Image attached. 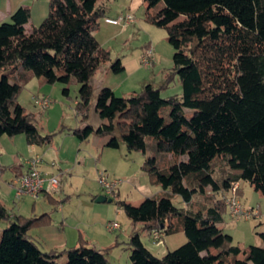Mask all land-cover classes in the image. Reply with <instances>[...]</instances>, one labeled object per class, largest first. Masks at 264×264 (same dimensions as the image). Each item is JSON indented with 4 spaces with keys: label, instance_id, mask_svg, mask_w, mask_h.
I'll return each instance as SVG.
<instances>
[{
    "label": "trees",
    "instance_id": "obj_1",
    "mask_svg": "<svg viewBox=\"0 0 264 264\" xmlns=\"http://www.w3.org/2000/svg\"><path fill=\"white\" fill-rule=\"evenodd\" d=\"M143 1L148 20L166 29L175 49L172 71L161 85L148 83L124 96L101 87L96 111L107 122L73 131L81 141L108 135L104 146L125 144L143 153L153 140L156 152L170 157L168 167H159L157 156L143 166L162 187L158 196L139 205L115 200L119 193L113 197L131 222L132 264H264V244L242 249L219 227L229 213L223 196L234 184L245 181L264 194V0ZM108 11V0H50L48 16L30 30L31 9L24 5L0 23V137L24 134L28 144H51L54 134L43 133L18 101L31 77L50 84L75 80L77 109L87 121L95 74L107 63L114 73L125 70L96 37ZM175 76L181 94L164 97ZM14 168L1 165L0 171ZM47 196L55 207L68 199ZM175 196L187 207H177ZM199 196L203 202L195 201ZM1 222L8 224L0 236V264H111L116 244L98 249L82 235L75 247L41 249L30 231L51 224L49 212L11 216L0 200ZM155 229L183 231L187 241L157 257L142 241ZM259 235L264 243V231Z\"/></svg>",
    "mask_w": 264,
    "mask_h": 264
},
{
    "label": "rangeland",
    "instance_id": "obj_2",
    "mask_svg": "<svg viewBox=\"0 0 264 264\" xmlns=\"http://www.w3.org/2000/svg\"><path fill=\"white\" fill-rule=\"evenodd\" d=\"M33 1H38L37 4L42 6V11L38 14L35 11L31 19L38 26L48 16L50 0ZM33 1L29 3H33ZM26 6L30 7V4ZM108 6L109 11L107 16L101 20V26L99 31L96 32V37L105 48L110 50L113 61L116 58L122 60L125 70L114 73L109 69L110 63H107L103 64L95 74L91 81L95 90L91 98L87 121H82V116L77 109L80 85L75 80H71L68 84H50L38 77H31L24 84L18 96V101L28 112L35 115L36 122L42 128L43 133L54 134L51 142L52 153L55 150H63V152H66L64 155L65 161H68V164L75 168V175L70 174L63 177L64 181H67L66 189L70 188V195H68V202L65 207L66 210L68 208L71 210L69 211L71 215L68 218L71 219L74 213L82 210L81 205L83 202L88 201L97 208L109 209L114 212V215L120 213L117 218L127 227L129 218L115 200H126L133 205H139L145 198L158 196L162 193V187L154 182L155 179L149 173L143 170V166L147 157L157 156V165L168 167L171 163L170 157L158 154L153 140L148 141L147 152L143 153L142 151H129L125 144H122L120 148L104 146L110 137L108 135L95 134L81 141L74 135L73 131L77 128H84L88 124L98 127L100 124L107 122V120L100 118L96 111L98 91L105 84H109L117 96L128 95L133 91H141L148 83H153L156 86L161 85L165 75L173 69L175 49L168 41L166 29L148 20L147 6L143 0H108ZM154 11V9H151V12ZM129 13L134 17V22L127 25L107 21V18L115 19ZM31 20L29 26H31ZM28 29L30 30L31 27ZM144 56L149 57V65L142 61ZM64 88H69L68 95L63 93ZM181 91V81L178 76H175L169 87L163 90L162 95L164 97L180 95ZM35 96L50 97L51 106L48 109L36 107L34 104ZM186 111L189 115L192 112L189 109ZM10 138L4 135L0 139L1 148L5 147V141H9ZM13 139L16 147L21 148L22 155L11 160L6 166L21 164L25 159L34 155V152L30 153L25 149L29 144L24 134H18ZM12 147V142H9L8 148L13 150ZM80 152V157H84L85 162L82 165H77V154ZM7 158H4L6 163L9 161V158ZM53 159L54 164L58 162L56 154ZM9 170L2 172L6 176L0 179V200L8 210L19 207L24 216H32L34 206L40 208L51 205L56 211L57 208L54 202L50 201L47 195L45 196L46 199H42V197L40 200H35L34 197L27 195L18 198L15 190L10 186L12 180L9 179ZM98 170L104 171L110 179L122 180L118 186L117 193H119V196L117 195V198L111 203H96V200L93 201L92 198L97 195V190L93 186L84 183L85 178L94 183L96 182L100 191ZM238 186V194L242 203L247 208L256 209L257 214L247 220H236L229 213L225 214V232L232 235L234 243L242 249L250 245L262 246L264 243L259 233L264 231V194L255 191L245 181L239 182ZM195 201L203 202L204 200L203 197L199 196ZM173 202L177 207L184 208L187 206L180 196L173 197ZM53 208H51V211ZM4 228V225H0V236ZM142 238L147 248L157 257L164 256L169 250H174L187 241L183 231H177L159 240H154L148 232H144ZM129 254L128 249L122 246L109 255V261L111 264H132ZM65 261L66 256L59 259L60 263Z\"/></svg>",
    "mask_w": 264,
    "mask_h": 264
},
{
    "label": "crops",
    "instance_id": "obj_3",
    "mask_svg": "<svg viewBox=\"0 0 264 264\" xmlns=\"http://www.w3.org/2000/svg\"><path fill=\"white\" fill-rule=\"evenodd\" d=\"M33 0H0V23L4 21H8L11 14L21 5L26 6L27 4H30L31 9V19L33 18V15L38 12L40 13L42 11V6L38 3V1H33V3H29ZM29 7V6H28ZM40 9V10H38ZM29 24L26 25V28H32V26H36L34 21L31 20V26ZM29 30V29H28ZM104 86H109V84H105ZM4 136V135H3ZM1 136L0 139L3 137ZM9 142H12L13 150L8 148ZM6 144V145H5ZM4 148L2 147V144H0V166H6V164H9L11 160L17 159L18 156L21 154V148L16 147L15 140L13 137L9 139V141H5ZM30 153L34 152L33 156H38L41 158L40 163V169L50 175H58L60 177V184L57 190L53 194H43L40 195L38 198H33L35 200L46 199V195H52L53 199H64L69 194V189H66L67 181H64L63 177L66 175L73 174L75 175L76 171L73 166H70L68 164V161H65L64 155L66 152H63V150H55L54 153H52L51 149L52 144L44 145V146H38L36 144H29L25 147ZM57 156L58 162L55 164H52V162H55L53 157ZM81 152L77 154V165H82L85 162V158L80 157ZM53 156V157H51ZM8 157L9 161L8 163L5 162L4 158ZM7 158V159H8ZM20 158V157H19ZM52 160V161H50ZM27 171V166L25 163H19L18 165H15V168L12 170H9V179L13 180L15 177H17L18 172L19 175L25 173ZM98 170V174H99ZM0 179L4 178L6 175L5 173H2L0 171ZM7 174V173H6ZM84 183L86 185H91L93 188L97 190V197L100 195H105L108 198L110 196L106 195L102 189H100L93 181L89 179H84ZM26 196V195H25ZM24 196V197H25ZM30 196V195H27ZM23 197V198H24ZM31 197V196H30ZM45 197V198H44ZM95 197V196H94ZM92 198L93 201L96 199ZM68 200V199H67ZM67 200H65L63 203H61L59 206H57L56 211L51 207V205H48V207H37L34 206L33 211L31 215H41L44 213H51L52 216V223L49 225H43L37 228H34L30 231L31 236L35 239V241L39 244L41 249L44 251H49L51 249H69L72 247H75L78 245V240L80 235H82L83 238H85L90 246H93L98 249H103L106 247H109L113 244H116V246L109 252V255L113 254L115 251L120 249L122 246L128 249L129 253L131 254V249L129 247V240H130V233H131V226H130V220L128 219L127 227L121 223L120 220H118V215L120 213H117L114 215V212H111L109 209L100 207L97 208V206L93 205L92 203H88V201L83 202L81 205L83 207L82 210H79L78 212L74 213L72 218L69 219L68 216L71 215V210L69 208L66 210V204ZM109 202H96V203H105ZM113 202V200L111 201ZM109 202V203H111ZM128 202V201H127ZM34 205H36L34 203ZM187 207V206H186ZM51 208L52 211H51ZM16 209V210H15ZM13 210H9L11 216L15 214H22L21 209L19 207H15ZM23 215V214H22ZM60 220V221H59ZM118 223V228L112 229L109 227V223ZM7 222H1L0 225L7 226ZM220 228H222L224 231L226 230V226L224 223L219 225ZM150 235V233H148ZM167 235H164L166 237ZM143 241V238H142ZM144 243V241H143ZM145 244V243H144ZM146 246V245H145ZM147 247V246H146ZM150 250V249H149ZM129 254V256H130Z\"/></svg>",
    "mask_w": 264,
    "mask_h": 264
},
{
    "label": "built area",
    "instance_id": "obj_4",
    "mask_svg": "<svg viewBox=\"0 0 264 264\" xmlns=\"http://www.w3.org/2000/svg\"><path fill=\"white\" fill-rule=\"evenodd\" d=\"M108 22L127 25L134 22V17L129 13L121 15L118 18H107ZM146 65L150 64L149 57L144 56L142 60ZM34 104L40 109H48L51 106V99L48 96H35ZM27 166V171L21 175L15 177L10 186L16 192V196L19 198L24 195H30L34 198H38L42 194H53L59 187L60 180L58 175H50L44 173L40 169L41 158L38 156H32L24 160ZM54 164V162L52 163ZM101 189L104 193L110 197H114L118 192V186L121 184V179H110L104 171H99L98 180ZM238 183L226 191L224 199L228 208V212L231 217L236 220L250 219L257 214L256 209L247 208L241 201L238 194ZM110 228H118V223H109ZM151 237L154 240H159L164 237L165 233L162 230H152L150 232Z\"/></svg>",
    "mask_w": 264,
    "mask_h": 264
},
{
    "label": "water",
    "instance_id": "obj_5",
    "mask_svg": "<svg viewBox=\"0 0 264 264\" xmlns=\"http://www.w3.org/2000/svg\"><path fill=\"white\" fill-rule=\"evenodd\" d=\"M107 200L109 202H111L113 200V198L112 197L108 198L105 195H100V196L97 197L96 202H104V201H107Z\"/></svg>",
    "mask_w": 264,
    "mask_h": 264
}]
</instances>
